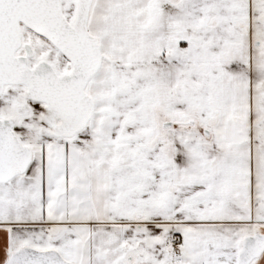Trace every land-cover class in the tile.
I'll use <instances>...</instances> for the list:
<instances>
[{
  "label": "snow or ice",
  "instance_id": "6c2138e0",
  "mask_svg": "<svg viewBox=\"0 0 264 264\" xmlns=\"http://www.w3.org/2000/svg\"><path fill=\"white\" fill-rule=\"evenodd\" d=\"M0 264H264V0H0Z\"/></svg>",
  "mask_w": 264,
  "mask_h": 264
}]
</instances>
